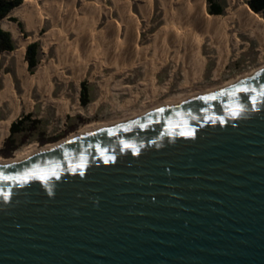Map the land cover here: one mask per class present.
I'll list each match as a JSON object with an SVG mask.
<instances>
[{"label":"water","instance_id":"1","mask_svg":"<svg viewBox=\"0 0 264 264\" xmlns=\"http://www.w3.org/2000/svg\"><path fill=\"white\" fill-rule=\"evenodd\" d=\"M0 264H264V70L0 164Z\"/></svg>","mask_w":264,"mask_h":264},{"label":"rangeland","instance_id":"2","mask_svg":"<svg viewBox=\"0 0 264 264\" xmlns=\"http://www.w3.org/2000/svg\"><path fill=\"white\" fill-rule=\"evenodd\" d=\"M31 1L34 4V14L42 17V24L38 26V29L34 27L28 30L26 19L16 13L15 9L1 21L2 27L5 22L16 25L19 34L15 36L11 30H5L11 34L15 50L9 52L13 53L12 56L4 52L0 54V90L4 87L3 77L6 75L11 77L17 97L25 94V87L22 86V81L17 74V61L14 56L16 55L14 52L21 48L22 40H25L29 42L28 46L32 43L39 45L38 65L33 73L29 72L28 65L26 70L34 74L37 68L43 65L50 72L51 96L47 97L46 93L37 86L31 90L32 108L24 109L14 121L18 122L29 115L23 120L22 128L26 131L13 136L11 146L17 149L12 152L4 150L5 141L10 135L9 131L0 145L1 165L14 164L12 160L21 149L33 146L36 150H41L44 147L71 140L88 129L96 131L123 125L159 108L175 106L194 97L234 87L264 70V52L258 51L256 43L241 34L243 45L239 50L230 46L229 55L223 67L216 74L218 55L206 39L200 46V57L204 63L201 73L198 79L187 83L183 52L177 55V60L174 58L173 51L156 57L153 37L166 27L164 13L158 0H152V12L149 19L143 18L138 7V0H127L130 3V14L136 18L139 25L138 48L147 50L143 56L130 55V57L124 53L117 55L116 51H113L112 43L108 42H103L105 45H101V48L92 53L97 43L98 33L110 22L121 24L118 41L125 39L122 18L112 0H100V2L98 0H59L60 13L57 18L50 21L45 19L48 9L46 0ZM211 1L222 7L220 16H225L227 1ZM242 1L248 4L249 0ZM69 3L72 4L68 5ZM92 5L104 8L110 13L99 14L97 23L88 36L80 27V22H87L85 10ZM70 8L74 12V18L71 21L68 20ZM208 9L209 1L206 0L207 15L217 16L210 15ZM254 14L263 19L261 13ZM11 18L15 21L10 20ZM47 35H51V38L46 41ZM61 41L65 47L64 50L61 47ZM245 42L250 43L247 49L244 46ZM72 47L74 49H70ZM71 50L77 51L79 54L77 56L86 59L84 73L79 82L75 80L74 72L77 66L76 60L70 58ZM232 81L236 83L228 86ZM82 82H85L90 101L86 107L80 102ZM56 101L65 103L66 108L60 109ZM93 104L95 108L92 111L90 108ZM40 150L36 151V154Z\"/></svg>","mask_w":264,"mask_h":264},{"label":"bare ground","instance_id":"3","mask_svg":"<svg viewBox=\"0 0 264 264\" xmlns=\"http://www.w3.org/2000/svg\"><path fill=\"white\" fill-rule=\"evenodd\" d=\"M98 1L100 2V0ZM158 1L164 13L166 27L158 31L153 37V48L156 51V57L166 55L168 52L173 51L175 54L174 58L177 60V55L183 52L185 55L184 65L188 80L187 83L198 79L201 73L204 63L200 57V46L205 43L206 39H208L209 45L212 49L216 50L218 55V69L216 70V74L223 67L229 55L230 46L239 50L241 45H243V41L240 38L241 34L246 36L249 40L254 41L258 51L264 52V20L256 16L249 5L242 0H226L227 7L225 9V16H208L206 13V0ZM46 2L48 4V9L45 19L49 21L54 20L60 13V1L46 0ZM112 2L115 7H117L122 18L121 22L125 27V39L121 42L118 41L121 24L118 22H110L104 30L98 33L96 39L97 43L92 53L94 54L98 48H101V45L104 44L103 42H108L112 43L113 51H116L117 55H122V53L128 55V57H130V55H145L147 50L138 48L139 25L136 18L130 14V3L127 0H112ZM71 4L72 3H69L68 5ZM138 7L143 18L149 19L152 12V0H138ZM72 8L69 9L68 13V20L70 21L74 18ZM33 10L34 4L31 0H24V4L15 9L16 13L26 19L28 30L34 27L38 29V26L42 24V17H37ZM85 11L87 22H80V27L86 31V35L90 36V30L97 23L99 14L103 12L109 14L110 12L95 5L86 8ZM2 28L4 30H11L15 36L19 34L17 26L11 23L5 22ZM228 34L229 36H227ZM49 38H51V35L45 37L46 41L49 40ZM28 43V41L22 40L21 48L14 52L17 61V74L22 81V86L25 87V94L21 97H17L11 77L6 75L3 77L4 87L0 90V145H2V141L8 136L12 123L18 118L21 112L24 109L29 110L32 108L33 102L30 94L35 86L45 92L47 97L50 98L51 96V86L49 82L50 72L41 64L33 75L26 70L27 63L24 60V54ZM249 45L250 43L245 42V49H247ZM61 47H63L62 41ZM64 48L65 47H63V50ZM70 49H74V47ZM5 53L8 54V56H12L13 54L9 52ZM69 55H71V59L76 60L77 68L74 74L75 80L79 82L84 73L86 59L77 56L79 54L75 50H71ZM118 58L120 57L118 56ZM234 83L236 82L232 81L228 86ZM56 105H58L60 109L66 108L65 103L56 101ZM94 108V104L91 105L90 109L92 111ZM93 131V129H88L78 136ZM74 137L76 138V136ZM60 145L61 144L47 146L41 150H36L33 146L24 148L23 150L21 149L17 152L16 157L13 158L12 163L21 162L36 154L38 150H40V152L48 151Z\"/></svg>","mask_w":264,"mask_h":264},{"label":"trees","instance_id":"4","mask_svg":"<svg viewBox=\"0 0 264 264\" xmlns=\"http://www.w3.org/2000/svg\"><path fill=\"white\" fill-rule=\"evenodd\" d=\"M209 1V14L220 16L222 14V7L213 3L211 0ZM23 4V0H0V54L3 52H12L15 50V45L12 39V36L9 32L5 31L1 26V21L9 16L11 11L20 7ZM248 5L250 9L258 14L261 13L264 19V0H249ZM10 20L15 21V19L11 18ZM38 48L39 45L37 43H32L27 47L25 60L28 65V70L30 73H33L34 68L38 65ZM33 75V74H31ZM80 102L82 106L86 107L89 104V95L85 86V82L81 84L80 91ZM29 117L26 116L22 120L18 122H13L10 127V135L5 141L4 150H8L9 152L15 151L17 147L11 146L13 142V136L15 134L26 131L22 128L25 119Z\"/></svg>","mask_w":264,"mask_h":264},{"label":"crops","instance_id":"5","mask_svg":"<svg viewBox=\"0 0 264 264\" xmlns=\"http://www.w3.org/2000/svg\"><path fill=\"white\" fill-rule=\"evenodd\" d=\"M5 53V52H4ZM124 58H126V56H124Z\"/></svg>","mask_w":264,"mask_h":264}]
</instances>
